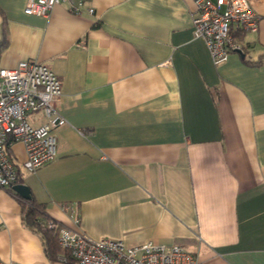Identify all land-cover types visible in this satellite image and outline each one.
I'll return each instance as SVG.
<instances>
[{"label":"crops","instance_id":"0c3cea01","mask_svg":"<svg viewBox=\"0 0 264 264\" xmlns=\"http://www.w3.org/2000/svg\"><path fill=\"white\" fill-rule=\"evenodd\" d=\"M27 1L0 0V66L35 59L61 80L56 156L31 172L24 145L10 149L51 218L204 264H264V0L256 31L233 28L244 55L220 64L193 35V0H84L81 14L63 2L49 16ZM18 196L0 188V263L70 264L47 257Z\"/></svg>","mask_w":264,"mask_h":264},{"label":"built area","instance_id":"2783aa9c","mask_svg":"<svg viewBox=\"0 0 264 264\" xmlns=\"http://www.w3.org/2000/svg\"><path fill=\"white\" fill-rule=\"evenodd\" d=\"M193 1L197 10L193 35L205 41L215 64L226 61L233 50L240 48L232 34L235 25L244 30L258 29L260 15L253 0ZM63 2H67L71 12L83 13L84 0H28L25 11L49 16L54 7ZM88 10L94 13L92 7ZM60 93V78L39 60H21L14 68L0 66V188L12 187L20 176L8 145L15 142L24 145L23 165L31 172L56 156V128L67 123L53 104ZM35 111H41L46 118L37 126L28 120V113ZM47 227L57 228L59 245L70 251L79 264H204L180 244L148 241L128 245L121 239H96L55 219H51Z\"/></svg>","mask_w":264,"mask_h":264},{"label":"trees","instance_id":"16d2710c","mask_svg":"<svg viewBox=\"0 0 264 264\" xmlns=\"http://www.w3.org/2000/svg\"><path fill=\"white\" fill-rule=\"evenodd\" d=\"M240 28L243 29L242 27ZM6 44H7V39L4 35L3 38L0 40V57L3 51V48L5 47ZM244 60L246 62H251L250 59L247 57V55L244 56ZM254 63H258V62L253 61V64ZM7 147L10 153L11 146L8 145ZM21 179L22 178L20 175L18 178V182H21ZM8 190H10L11 192L14 191L12 187L8 188ZM19 200L21 201V204H22L23 221L33 231L37 232L40 235L42 243L44 244V249H45V253L47 257L50 260L56 261V260H59L60 257H62L63 255L66 257V261L68 263L79 264L77 260L71 255L70 251L64 249L63 247L59 245L58 238H57L58 236L57 228L47 227V223L53 218H51V216L46 211V204L37 201L33 196L30 199H25L20 196Z\"/></svg>","mask_w":264,"mask_h":264},{"label":"water","instance_id":"95a60500","mask_svg":"<svg viewBox=\"0 0 264 264\" xmlns=\"http://www.w3.org/2000/svg\"><path fill=\"white\" fill-rule=\"evenodd\" d=\"M237 51L242 52V55H244L242 49L238 48ZM12 188L25 199H30L32 197L31 188L25 183L17 182L13 184Z\"/></svg>","mask_w":264,"mask_h":264}]
</instances>
